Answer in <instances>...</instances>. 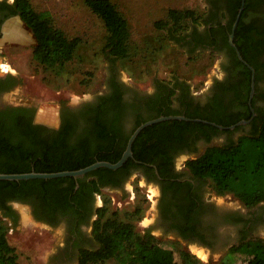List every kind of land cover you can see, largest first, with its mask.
Returning <instances> with one entry per match:
<instances>
[{"label":"trees","instance_id":"16d2710c","mask_svg":"<svg viewBox=\"0 0 264 264\" xmlns=\"http://www.w3.org/2000/svg\"><path fill=\"white\" fill-rule=\"evenodd\" d=\"M248 2L246 0L237 24L234 42L243 58L255 69L257 91L259 82L264 81V64L260 63L258 57L262 46L256 39L255 26L244 21L252 5ZM85 3L103 21L107 31L104 53L110 63V71L114 70L117 61L129 59L131 55L128 20L112 0H85ZM241 3L242 0H213L211 8L207 3L205 13L201 15L192 9H170L167 18L156 23L159 28L164 29L167 38L180 47L185 48L195 40L194 48H185L191 53L207 49L203 47L198 50L199 43H204L198 31L202 24L212 25V29L207 30L213 41L211 44L215 43L216 34H222L224 48L240 69L239 88L235 86V82L228 86L222 85L225 90L234 93L230 103L226 104L223 100L214 98L203 106H194L192 102L185 101L183 96L185 89L189 90L192 85L186 79L177 75L171 79H155L158 91L156 101L151 111L137 116L134 128L159 116L185 115L191 120L170 119L146 127L133 143V158H129L117 170L97 168L88 173L87 177L100 173H104L105 177L91 179L86 184H83L80 177L70 176L20 181L0 180V207H6V197L23 198L22 196L34 195L51 212L68 210L78 203V194L83 186L90 185L93 193L99 192L103 183H110L107 173L129 168L130 164L138 165L135 159L153 161L146 152H156L161 156L174 142L186 143L190 135H203L210 140L213 136L232 134L234 131L243 132L236 140L229 138L225 142L209 145L201 154L188 159L186 166L195 177L210 180L218 193H232L249 208L264 201V108L256 109L252 128L248 131L244 130V124L237 125L235 129L221 130L203 121L230 126L252 117L248 103L252 89V70L238 58L229 43V34ZM11 15L18 16L32 31L36 40L33 46V58L36 61L44 66H64L72 61L82 38L70 36L58 27L48 10H37L30 0H0V26ZM225 17L229 18L227 25L222 24ZM215 24L217 25L213 26ZM210 54L214 55L213 52ZM19 82L13 75L0 77V90L10 89ZM256 97L257 92L252 99L254 108ZM238 99L243 108L229 112L228 107ZM126 106L123 102V91L114 83L111 92L100 95L96 103L86 105L71 118L64 117L61 127L54 131L46 130L44 125L33 122V108L14 106L1 110L0 173H23L32 170L58 172L84 168L99 160L117 162L133 132L124 135L119 129L127 114ZM157 166L163 174L160 166ZM106 211L105 203L99 208L98 218L94 223L96 246L80 250L79 264H100L109 259H115L119 264H201L194 254L184 249L179 250L182 261L178 262L173 252L161 244L158 237L149 230L139 232L132 220L118 216L107 217ZM142 212V205L137 204L127 215L141 216ZM14 222L16 225V221ZM10 228L9 223L0 215V264H19L17 250L7 238ZM235 252L246 256L241 264H264V239H247L245 235L238 244L229 249L220 264H237L233 263L231 257Z\"/></svg>","mask_w":264,"mask_h":264},{"label":"rangeland","instance_id":"374dc122","mask_svg":"<svg viewBox=\"0 0 264 264\" xmlns=\"http://www.w3.org/2000/svg\"><path fill=\"white\" fill-rule=\"evenodd\" d=\"M13 1V0H10ZM37 10H48L55 24L70 36H80V43L74 58L64 66H44L33 58V46L36 43L32 31L18 17L10 18L4 26L0 37V75L5 74L2 67L7 65L9 73L18 77L19 84L2 95V99L19 104H35L36 118L40 122L57 124L59 109L62 104H79L89 100L94 94L104 92L106 78L110 72V63L105 57L104 47L107 31L101 18L93 13L85 0H30ZM129 23L131 55L129 59L119 60L115 64L120 75L135 86L149 91L153 90L155 79H171L177 75L186 79L196 91H201L211 81L220 68V59L209 51H187L175 41L167 38L164 29L156 23L166 19L170 9H192L203 14L207 0H112ZM240 132L226 133L213 143L237 139ZM219 141V142H217ZM135 178V177H134ZM133 178V179H134ZM141 180V182L139 181ZM129 190H104L102 200L106 203L107 217L118 216L132 220L136 230L143 232L151 228L155 201L147 197L144 180L130 179ZM213 200L224 208H241L244 204L232 193H218L210 181ZM149 189V188H148ZM152 192L155 188L151 187ZM150 193L151 196L153 195ZM153 197V196H152ZM107 199V200H105ZM137 204H141V216L131 217ZM22 215L18 225L8 230L7 238L18 253L19 264H79V254L62 255L56 262L59 247L65 245L61 227L51 228L32 220L24 206H18ZM6 222H9L5 219ZM217 228L227 240L228 246L208 249L166 234L160 229L152 228L161 244L173 252L174 258L181 262L179 253L184 249L194 254L201 264H220L232 245L240 242L239 227L223 222ZM164 233V234H163ZM257 238L264 239V226L258 228ZM196 245L208 255L201 258L191 250ZM233 263L245 261L244 254L235 252ZM100 264H119L115 259Z\"/></svg>","mask_w":264,"mask_h":264},{"label":"flooded vegetation","instance_id":"af4514ba","mask_svg":"<svg viewBox=\"0 0 264 264\" xmlns=\"http://www.w3.org/2000/svg\"><path fill=\"white\" fill-rule=\"evenodd\" d=\"M7 1L12 2L10 0ZM212 1L213 0H207L210 8ZM248 3H252V5L247 11L248 13H246L244 21L247 24H253V26H255L254 33H256V39L262 46V51L258 57L260 63L264 64V0H249ZM12 17L17 16L11 15L5 18L2 22L0 26V37H2V33L4 32L3 29L5 23ZM227 19L229 18H224L222 21L223 25H227ZM216 25L217 24L213 26ZM211 27L212 25L210 23L208 25L202 24L199 27L198 31L200 37L204 40V43H199L198 50L206 47L207 51L213 52V54L220 59V68L218 69L219 72L213 75L211 81L208 82L201 91L194 90L192 85L189 90L185 89L183 95L185 101L189 103L192 102L194 106L197 104L203 106L210 99L214 98H217L218 100L221 99L226 104L230 103L232 98H234V93L225 90L222 85L228 86L231 85L232 82H235V86L238 88L241 86L238 74L240 73V69L235 65V61L230 53H228L227 49L224 48L222 44V34H216L214 36L215 38L213 37L215 43L211 44L213 41H211L207 33V30L210 31L212 29ZM188 38L190 39L191 37ZM195 44L196 41L193 40L192 43L189 46L186 45L185 48H194ZM262 69H264V67ZM2 70L5 72V74L0 75L2 78L13 75L9 73L8 69L2 67ZM16 78L18 79V77ZM113 82L120 87L121 91H123V102L127 104V114L119 128L124 132V135H126L131 131L134 132L137 128H134V125L138 115L146 114L152 110L158 91L156 89V83L151 91L138 88L132 84V82L130 83L125 80L117 71L116 66L114 70H111L107 75L104 92L94 94L89 100L82 101L76 105L67 103L60 105L57 124H48L38 121L36 118L37 106L35 104H19L2 99L3 94L13 90L19 83L10 89L0 90V111L14 106L33 108L35 110L34 116L32 117L33 122L35 124L44 125L47 128L46 130L54 131L61 127L64 117L71 118L74 113L79 112L86 105L88 106V104L96 103L99 100L100 95L111 92L114 89ZM187 83L189 82L187 81ZM258 87V90L256 91L255 89L252 97L253 99L257 92L255 108L252 105V99L251 103L250 98L248 101L251 106L252 117L248 119V123L244 124V130L246 131L252 128V120L257 114L256 109L264 108L263 80L259 82ZM176 104L180 106L179 102H176ZM242 108L243 105L238 99L235 100L232 106L228 107V111H238ZM234 132H240L238 135L239 137L243 131ZM223 134L226 133H222L219 137L213 136L210 140H207L203 135H200L199 137L190 135L186 143L180 144L174 142L172 146L166 148L164 155L161 156L156 154V152H146L153 161L150 162L135 159V162L138 165L130 164L129 168L115 171L112 174L107 173L106 176L110 179V183H103L100 186L99 192L93 193L90 185L83 186L82 191L78 194V203L68 210H55L51 212L50 210H47V208H45L46 206L33 195L27 197L22 196L23 198L6 197V207H0V215L9 221L8 223L10 226L14 227L19 224L22 217L18 206H24L33 221L43 223L51 228L61 227L64 233L65 245L59 247L55 258L56 262H60L64 258L62 255H65L66 253L73 255L77 253L79 254L82 248H92L96 246L93 229L94 223L98 218V210L104 205L102 200V196H104L103 191L109 189L129 190L130 186L132 187L131 184H128L130 179L132 178L135 182L137 178H141L144 180L147 187V197L151 201H155L153 224H151V228L146 229L151 233L152 228L160 229L164 233L172 234L188 244L194 243L208 249H214L217 246H228L227 243L225 245L227 240L217 228V223L223 222L238 226L241 238H244L245 235H247V239L257 238L255 234L257 233L258 228L264 226V201L250 208L243 203L247 208L246 210L241 208L221 207L213 200L210 180L195 177L186 166L188 159L201 154L209 145L214 144V141L221 138ZM71 142L73 143L75 141ZM133 157L134 153L133 156L129 158ZM157 165L160 166L163 174L160 173ZM101 176L105 177L104 173L88 177L87 174H85L79 177L83 184H86L91 181V179H100ZM139 181L141 182L140 179ZM66 184L67 183H64V185ZM78 187L79 183L76 184V188ZM151 187L155 188L154 193L152 192ZM151 192L153 197L150 194ZM14 221H16V225Z\"/></svg>","mask_w":264,"mask_h":264},{"label":"water","instance_id":"95a60500","mask_svg":"<svg viewBox=\"0 0 264 264\" xmlns=\"http://www.w3.org/2000/svg\"><path fill=\"white\" fill-rule=\"evenodd\" d=\"M245 6V0H242L241 3V7L239 8V12L237 14L236 20L233 24L232 27V31L229 34V42L231 44V46L235 49L238 58L245 63L246 65H248L251 70H252V89H251V93H250V103H251V99L254 95L255 92V69L249 65L247 63V61L243 58L240 50L238 49L237 45L234 42V37H235V29L237 26V23L241 17V14L243 12ZM18 17V16H17ZM19 18V17H18ZM170 119H181V120H191V118L186 117L185 115H168V116H159L150 120H147L143 123H141L135 130L134 132L131 134L128 143H127V147L126 150L124 151L122 157L117 161V162H109V161H105V160H99L96 161L84 168H80L77 170H65V171H58V172H37L35 170H32L30 172H23V173H0V180H28V179H51V178H57V177H66V176H70V177H79L85 174H88L94 170H96L97 168L100 167H106V168H110V169H118L120 168L127 160L129 157L133 156V150H132V146L133 143L136 139V137L139 135V133L145 129L148 126H151L155 123H158L160 121H164V120H170ZM197 121H200L201 119H195ZM206 123H210L213 124L217 127H219L221 130H227V129H235V127L237 125L240 124H246L249 122V120H241L236 124L230 125V126H224V125H220V124H216L214 122H210L207 120H203Z\"/></svg>","mask_w":264,"mask_h":264},{"label":"bare ground","instance_id":"6f19581e","mask_svg":"<svg viewBox=\"0 0 264 264\" xmlns=\"http://www.w3.org/2000/svg\"><path fill=\"white\" fill-rule=\"evenodd\" d=\"M6 66H5V68H6ZM190 248L195 254H197L199 257H201L203 259L206 258L208 255V253L204 249L197 247L196 245H192Z\"/></svg>","mask_w":264,"mask_h":264},{"label":"built area","instance_id":"2783aa9c","mask_svg":"<svg viewBox=\"0 0 264 264\" xmlns=\"http://www.w3.org/2000/svg\"><path fill=\"white\" fill-rule=\"evenodd\" d=\"M6 67H8V66H6ZM5 69H10V68H5Z\"/></svg>","mask_w":264,"mask_h":264}]
</instances>
